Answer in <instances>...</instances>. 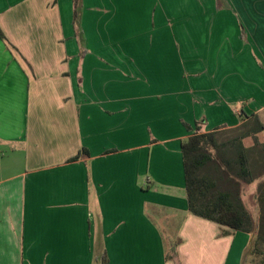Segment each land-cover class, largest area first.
Listing matches in <instances>:
<instances>
[{
    "label": "crops",
    "instance_id": "crops-1",
    "mask_svg": "<svg viewBox=\"0 0 264 264\" xmlns=\"http://www.w3.org/2000/svg\"><path fill=\"white\" fill-rule=\"evenodd\" d=\"M107 1L0 0V264H243L182 143L241 138L252 179L236 149L210 175L264 218V0Z\"/></svg>",
    "mask_w": 264,
    "mask_h": 264
},
{
    "label": "trees",
    "instance_id": "trees-1",
    "mask_svg": "<svg viewBox=\"0 0 264 264\" xmlns=\"http://www.w3.org/2000/svg\"><path fill=\"white\" fill-rule=\"evenodd\" d=\"M78 4L79 0H75V5L78 6ZM76 16L77 12H75V18ZM0 36L5 37L1 29ZM229 149H236L237 158L235 162L240 165L241 177L245 181L251 180L252 173L241 138L222 145L217 141L216 131L197 132L182 143L189 210L196 215L236 230L252 233L253 239L247 247L243 264H245L249 254L259 258L258 261L254 260L250 264H264V234L259 232V225L242 202L239 191L237 190L234 195L232 192L221 189L218 182L210 175V165L216 164L218 158L225 160ZM78 157L79 155L73 159ZM235 162L224 161L231 168ZM176 253V242L169 239L167 258H173Z\"/></svg>",
    "mask_w": 264,
    "mask_h": 264
},
{
    "label": "rangeland",
    "instance_id": "rangeland-1",
    "mask_svg": "<svg viewBox=\"0 0 264 264\" xmlns=\"http://www.w3.org/2000/svg\"><path fill=\"white\" fill-rule=\"evenodd\" d=\"M103 2H102V0H98V2H97V4H102ZM107 8H109V0L107 1ZM143 16V14L142 13H138V12H133V11H130V17H129V21H132V20H135V19H137V17H142ZM144 21H147V22H152L153 21V19H154V14H153V12H151L150 13V15H149V13L148 12H146L145 14H144ZM77 26H78V28H79V25H78V19H77ZM76 29L77 30V32L78 31H80L79 29ZM132 30V29H131ZM130 29H129V31H131ZM148 31V30H147ZM131 34H132V32H131ZM130 34V35H131ZM152 34V31H149V32H147V35H151ZM227 134H228V137H232L233 135H234V133L232 132V131H227ZM227 157H229V156H227ZM244 190V196H245V200H246V205H247V207L248 208H250L255 214H257L258 215V207H259V205H260V201L258 200V199H255V195H254V186L253 185H247L246 186V188L244 189H242V191ZM256 220V222L258 223V225H259V232L261 233V234H264V218H261V219H255ZM258 232V233H259ZM169 242V241H168ZM178 252H179V250H178ZM176 253V255H178L179 253ZM171 253V252H170ZM175 256V255H174ZM174 256H173V258H174ZM171 259V258H170ZM258 257H256L255 258V256H251L250 254L247 256V260L245 261V264H250V263H252V262H254V260H256V261H258Z\"/></svg>",
    "mask_w": 264,
    "mask_h": 264
}]
</instances>
